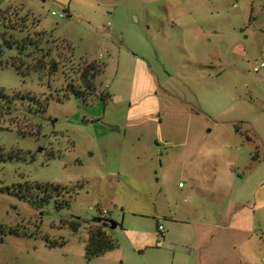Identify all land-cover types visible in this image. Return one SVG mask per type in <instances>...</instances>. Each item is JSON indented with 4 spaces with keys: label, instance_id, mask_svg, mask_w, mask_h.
<instances>
[{
    "label": "rangeland",
    "instance_id": "374dc122",
    "mask_svg": "<svg viewBox=\"0 0 264 264\" xmlns=\"http://www.w3.org/2000/svg\"><path fill=\"white\" fill-rule=\"evenodd\" d=\"M261 62L264 0H0V92L17 97L0 100V264H187L172 217L209 216L192 185L215 176L264 264ZM240 121L253 145L224 154ZM93 218L116 248L87 260Z\"/></svg>",
    "mask_w": 264,
    "mask_h": 264
},
{
    "label": "crops",
    "instance_id": "0c3cea01",
    "mask_svg": "<svg viewBox=\"0 0 264 264\" xmlns=\"http://www.w3.org/2000/svg\"><path fill=\"white\" fill-rule=\"evenodd\" d=\"M160 2L162 5V1L146 2L147 12H155L157 10L155 4ZM148 17L151 21L155 18V16L150 15ZM240 124L242 125H233L234 131L224 136L225 143L223 142L220 145L224 154H232V151H234L237 156L240 153L243 154L245 146L253 145L252 138L243 133L241 129L243 122L240 121ZM235 127L238 128V131L235 130ZM259 138L261 139L260 136ZM261 143L264 148L262 139ZM249 154L251 156V152ZM236 161L235 157V165L237 164ZM235 175L238 174L235 172ZM196 181L193 180V189L197 190L196 193H204L206 199L215 203V207L208 214L209 216L200 214L197 209L191 207L188 209L189 214L185 219L172 217V223L177 226L171 227L170 231L174 232L177 240L181 241L182 253L187 258V264H255L254 262L260 254L259 235L256 229L244 225L242 222L243 206L240 203L237 191L234 187L232 188L233 180L231 182L215 176L211 184L209 182L205 184L209 185L207 188ZM209 218H213L216 224L206 220ZM184 222L192 226L185 229L180 228V223ZM163 229L165 228L163 227ZM167 230V234H169L170 231ZM170 250L174 251V249ZM172 260L174 263L175 252H172Z\"/></svg>",
    "mask_w": 264,
    "mask_h": 264
},
{
    "label": "trees",
    "instance_id": "16d2710c",
    "mask_svg": "<svg viewBox=\"0 0 264 264\" xmlns=\"http://www.w3.org/2000/svg\"><path fill=\"white\" fill-rule=\"evenodd\" d=\"M14 70H16L17 74H20L18 72V69L17 68H14ZM55 71V70H53ZM84 78H86V81H87V77L86 75H84ZM71 94L78 97V96H81L75 89H71ZM82 97V96H81ZM9 99V100H8ZM17 99L16 96H6L4 95L3 92H0V100H3L6 103L5 106L7 107H10V101H15ZM235 130L238 131V128L235 127ZM255 156L252 157V159H254ZM36 184V188L37 187H43V193H52V192H57V191H60L62 190L63 188H60L59 185H56V186H50L51 189L50 190H47V184H40V183H35ZM40 184V186H38ZM38 190V188L36 189ZM40 190V189H39ZM66 191V193H68V200L64 202L63 206H59L55 209H62L64 208L65 206H68V203H69V199L71 198V193H70V189H63ZM52 191V192H51ZM42 193V192H41ZM8 194H11L13 196H16L17 198H19L20 200H25V201H29L27 200L26 196L21 193L20 191H14V192H10ZM49 199H51L49 196L47 197V200H44L42 204H48L49 203ZM30 203L31 205H36L38 203H33V202H28ZM41 204V205H42ZM93 223H94V226H91L89 227L88 229V237H87V241H86V245H85V258L87 260H91V259H94V258H99L101 256H103L104 254H106L107 252L113 250L116 248V242L105 232V228H108V226L104 223H102L101 219L100 218H93L92 219ZM79 222H75V223H72L71 224V228L73 231H76L79 227ZM116 225L118 226V224L116 223Z\"/></svg>",
    "mask_w": 264,
    "mask_h": 264
},
{
    "label": "built area",
    "instance_id": "2783aa9c",
    "mask_svg": "<svg viewBox=\"0 0 264 264\" xmlns=\"http://www.w3.org/2000/svg\"><path fill=\"white\" fill-rule=\"evenodd\" d=\"M51 15L52 16H55V17H57V18H63V17H65V14H62V13H60V14H56V13H54V12H52L51 13ZM261 69H264V63L263 62H261V63H259L258 65H256V66H254L253 67V72H255V73H257V72H259ZM110 98V97H109ZM109 98H107L106 100H110ZM105 212L103 211V214H104ZM157 230H158V232L162 235L163 234V232H164V229H163V227H162V225H158L157 226Z\"/></svg>",
    "mask_w": 264,
    "mask_h": 264
},
{
    "label": "water",
    "instance_id": "95a60500",
    "mask_svg": "<svg viewBox=\"0 0 264 264\" xmlns=\"http://www.w3.org/2000/svg\"><path fill=\"white\" fill-rule=\"evenodd\" d=\"M114 129L117 130L118 128H117V127H114ZM108 223H109V227H110L111 229L116 228V223H114L113 221H109Z\"/></svg>",
    "mask_w": 264,
    "mask_h": 264
}]
</instances>
